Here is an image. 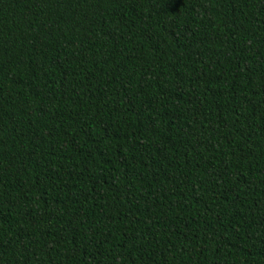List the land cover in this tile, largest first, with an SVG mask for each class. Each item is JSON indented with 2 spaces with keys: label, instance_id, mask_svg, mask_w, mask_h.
Masks as SVG:
<instances>
[{
  "label": "trees",
  "instance_id": "obj_1",
  "mask_svg": "<svg viewBox=\"0 0 264 264\" xmlns=\"http://www.w3.org/2000/svg\"><path fill=\"white\" fill-rule=\"evenodd\" d=\"M0 264H264V0H0Z\"/></svg>",
  "mask_w": 264,
  "mask_h": 264
}]
</instances>
